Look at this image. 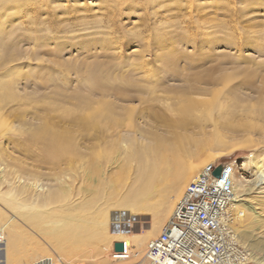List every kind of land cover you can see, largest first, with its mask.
<instances>
[{
  "label": "rangeland",
  "instance_id": "obj_1",
  "mask_svg": "<svg viewBox=\"0 0 264 264\" xmlns=\"http://www.w3.org/2000/svg\"><path fill=\"white\" fill-rule=\"evenodd\" d=\"M0 118V230L4 241L20 240L11 258L0 245V264H135L143 254L108 258L122 241L102 256L74 236L55 239L69 219L137 186L141 166L126 156L131 140L138 156L160 139L203 167L236 159L235 180L249 188L242 198L264 205L260 173L241 168L245 158L264 165V0H0ZM45 125L72 135L61 158L36 139ZM221 139L247 146L221 153ZM203 141L209 146L196 156ZM95 143L103 156L90 163ZM173 193L162 185L149 203L165 206ZM235 211L243 259L259 264L264 209L258 217ZM146 220L111 233L137 235Z\"/></svg>",
  "mask_w": 264,
  "mask_h": 264
},
{
  "label": "bare ground",
  "instance_id": "obj_2",
  "mask_svg": "<svg viewBox=\"0 0 264 264\" xmlns=\"http://www.w3.org/2000/svg\"><path fill=\"white\" fill-rule=\"evenodd\" d=\"M126 111L130 112L129 110ZM181 112L184 115V112ZM4 125L5 120L0 118V127ZM4 134L5 129H0V137H2ZM71 136L72 135L69 131L53 132L48 125H45L38 131V136L36 137V139L42 143V148L46 153L50 155V157H52L53 159H58L69 152V149L72 146L70 140ZM28 140L30 141L31 139L29 138ZM134 142V140L129 141L126 150V156L129 159H138V163L141 166L137 186L130 190L125 197L117 200L113 204L103 208L100 211L92 213L88 212L83 217L76 216L74 221L69 219L67 222L68 224L63 226L57 233V237L55 238L57 242H62V240L66 236H74V238L77 239L78 245L86 244L88 246L87 249H89L92 254L97 253L98 255L104 256L110 250V247L113 245V243L122 241L121 243L123 245L120 243V247L116 246L112 251H109V253L111 252L108 256L110 260L122 262L128 256L133 258H137L142 254V257L144 256L148 243L161 233L165 223L170 218L172 210L175 206V202H177V200L181 198V196L183 195L182 193H184L189 183H191L193 179L199 174V169L203 167L205 162L203 163L200 160H197L196 162L185 160L176 148L167 144L166 141H162L160 139H156L149 146H145L147 150L142 151L143 154L141 156H138V154L136 153L137 145H135ZM208 146V141L198 143L195 149V153L197 154L196 156H199L198 154L204 152ZM246 146L247 145H245L243 142H236L230 139H221V143L218 145L221 153L226 152L227 154H231L240 149H244L246 148ZM92 148L93 149L89 156L90 163H94L103 156L96 143L92 145ZM114 150L109 149V152H107V154H104L106 155V158L110 157V155L113 154ZM207 160L209 161V159ZM213 161L215 160L210 159L209 162L213 163ZM241 163L242 169L248 164H252L260 173V184L264 185L263 162H261L260 160L256 161L250 158H245L241 161ZM95 171L96 169L93 170V172ZM123 178L124 176L120 172L116 180H123ZM235 179L233 184L234 199L232 201V204L230 205V209L235 210L236 206H240L244 208L247 213L258 217L260 215L258 209H264V205L262 203L258 204L256 201L251 200V198H242V196L247 195L249 188L245 187L243 185V182H241L240 180L237 181ZM162 185H170L173 188L174 193L169 197L168 203L166 202L165 206H153L149 203V200L155 195V191L158 190V188ZM257 188L260 190L259 192H256V194H261L264 191V186H259ZM98 197L99 196L95 197L93 201L89 202L87 204V207L91 208L95 204V202H98ZM256 204L259 207H257ZM146 213L151 214L150 221L144 219L148 218L145 217ZM154 215L155 217L154 219H152V216ZM232 215L233 222L231 225H229L231 230L229 234L231 239L237 243L240 240L238 232H243L238 227H236V222L241 215L236 211L232 213ZM142 220L149 221V223L145 222L146 224H148L144 226L142 232L139 234L137 233V235L131 234L130 237H127L130 235V232L128 231L127 232L129 235L127 236H122L121 234L114 235L111 233V231H113L111 230V228L113 226L119 225L122 222H124L122 223V225L125 224V226L120 225V229L124 230L125 228V230H129L131 227H136L137 225L141 224ZM32 221L37 222L35 220ZM145 223L143 224L145 225ZM39 228H42V226H39ZM0 237H2L3 243L5 245L7 256L11 258L16 250L19 249V237L11 234L9 236L8 242H6L4 241L2 230H0ZM77 244L73 239L72 244H70V248L74 250L76 247H78ZM121 248H125L123 249V251L126 250V253L123 252ZM140 249L144 250L141 251ZM253 260L255 262L258 261L257 263L259 264H264V258L262 260L253 258ZM40 264H43V262H40Z\"/></svg>",
  "mask_w": 264,
  "mask_h": 264
},
{
  "label": "built area",
  "instance_id": "obj_3",
  "mask_svg": "<svg viewBox=\"0 0 264 264\" xmlns=\"http://www.w3.org/2000/svg\"><path fill=\"white\" fill-rule=\"evenodd\" d=\"M239 164L233 159L203 167L137 264H247L241 247L229 234L233 222L230 205ZM218 167L220 172L215 176Z\"/></svg>",
  "mask_w": 264,
  "mask_h": 264
},
{
  "label": "water",
  "instance_id": "obj_4",
  "mask_svg": "<svg viewBox=\"0 0 264 264\" xmlns=\"http://www.w3.org/2000/svg\"><path fill=\"white\" fill-rule=\"evenodd\" d=\"M219 172H220V168L218 167V168L215 169V171H214L213 174H214L215 176H218V175H219Z\"/></svg>",
  "mask_w": 264,
  "mask_h": 264
}]
</instances>
